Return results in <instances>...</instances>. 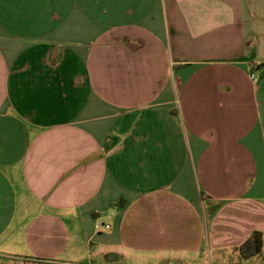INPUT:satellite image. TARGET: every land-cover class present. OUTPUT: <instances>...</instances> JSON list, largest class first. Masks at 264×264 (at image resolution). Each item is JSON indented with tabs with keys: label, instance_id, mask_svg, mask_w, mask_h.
Listing matches in <instances>:
<instances>
[{
	"label": "crops",
	"instance_id": "obj_1",
	"mask_svg": "<svg viewBox=\"0 0 264 264\" xmlns=\"http://www.w3.org/2000/svg\"><path fill=\"white\" fill-rule=\"evenodd\" d=\"M136 256L264 264V0H0V257Z\"/></svg>",
	"mask_w": 264,
	"mask_h": 264
},
{
	"label": "trees",
	"instance_id": "obj_2",
	"mask_svg": "<svg viewBox=\"0 0 264 264\" xmlns=\"http://www.w3.org/2000/svg\"><path fill=\"white\" fill-rule=\"evenodd\" d=\"M256 233L252 234L242 245L236 248L241 259H248L259 253V246L255 239Z\"/></svg>",
	"mask_w": 264,
	"mask_h": 264
},
{
	"label": "rangeland",
	"instance_id": "obj_3",
	"mask_svg": "<svg viewBox=\"0 0 264 264\" xmlns=\"http://www.w3.org/2000/svg\"><path fill=\"white\" fill-rule=\"evenodd\" d=\"M142 257H132V261L134 262V264H143L142 263ZM137 262V263H136ZM0 264H23L22 262H9V261H5L3 258L0 257ZM100 264H106V263H100ZM111 264V263H108ZM114 264H118V263H114ZM122 264V263H120ZM201 264H209L208 261L206 260V263H201Z\"/></svg>",
	"mask_w": 264,
	"mask_h": 264
},
{
	"label": "built area",
	"instance_id": "obj_4",
	"mask_svg": "<svg viewBox=\"0 0 264 264\" xmlns=\"http://www.w3.org/2000/svg\"><path fill=\"white\" fill-rule=\"evenodd\" d=\"M250 78L254 79V74L253 73L250 74ZM106 228H107V226H106Z\"/></svg>",
	"mask_w": 264,
	"mask_h": 264
}]
</instances>
